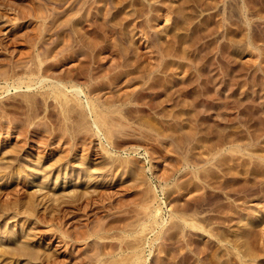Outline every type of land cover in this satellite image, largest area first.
<instances>
[{"label":"rangeland","instance_id":"1","mask_svg":"<svg viewBox=\"0 0 264 264\" xmlns=\"http://www.w3.org/2000/svg\"><path fill=\"white\" fill-rule=\"evenodd\" d=\"M4 73L1 264H264V0H0Z\"/></svg>","mask_w":264,"mask_h":264},{"label":"bare ground","instance_id":"2","mask_svg":"<svg viewBox=\"0 0 264 264\" xmlns=\"http://www.w3.org/2000/svg\"><path fill=\"white\" fill-rule=\"evenodd\" d=\"M85 18H86V17H85ZM12 19H13V18H12ZM14 19H15V18H14ZM87 22H88V21H87ZM87 22H86V23H87ZM89 22H90V21H89ZM89 22H88V23H89ZM85 26H86V25H85ZM85 26H83V27H85ZM87 26H88V25H87ZM87 26H86V27H87ZM89 26H90V25H89ZM86 27H85V28H86ZM46 28H47V27H46ZM87 28H88V27H87ZM90 28H91V27H90ZM49 29H50V28H49ZM84 30H85V29H84ZM42 31H43V30H42ZM90 31H91V30H90ZM83 34H84V32H83ZM42 35H43V34H42ZM39 40H40V39H39ZM88 44H89V43H88ZM91 45H92V42H91ZM93 45H94V44H93ZM61 50H62V49H61ZM88 50H89V49H88ZM92 50H93V49H92ZM92 50H91V51H92ZM59 51H60V50H59ZM37 52H38V51L36 50V53H37ZM54 52H56V51H54ZM63 52H64V51H62V54H63ZM40 53H42V52H40ZM37 54H38V53H37ZM46 54H47V53H46ZM90 54H91V53H90ZM33 55H34V54H33ZM43 55H44V54H42V56H41V55H40V56L43 57ZM56 55H57V54H56ZM88 55H89V54H87V58H89ZM31 56H32V55H31ZM48 56H49V55H48ZM48 56H47V57H48ZM53 56H55V55H53ZM59 56H60V54H59ZM62 56H63V55H62ZM95 56H96V55H95ZM41 57H40V58H41ZM63 57H64V56H63ZM31 59H32V58H31ZM37 59H38V58H37ZM37 59H36V60H37ZM43 59H44V58H43ZM45 59H46V58H45ZM60 59H61V57H60ZM92 59H93V58H92ZM46 60H47V59H46ZM55 60H56V59H55ZM83 60H85V59H83ZM86 61H87V59H86ZM90 61H91V59H90ZM31 62H32V61H31ZM47 62H48V61H47ZM50 62H51V61H50ZM53 62H54V61H53ZM83 62H84V61H83ZM87 62H89V61H87ZM14 63H15V62H14ZM32 63H33V62H32ZM42 63H43V62H42V59H41V60H38V64H42ZM76 63H77V62H76ZM91 63H92V62H91ZM27 64H28V63H27ZM33 64H35V63H33ZM44 64H45V63H44ZM51 64H52V63H51ZM84 64H85V63H84ZM87 64H89V63H87ZM92 64H93V63H92ZM94 64H95V63H94ZM16 65H17V64H16ZM35 65H36V64H35ZM35 65H34L33 67H35ZM47 65H48V64H47ZM72 65H73V64H72ZM74 65H75V63H74ZM74 65H73V67H74ZM77 65H78V64H77ZM10 66H11V65H10ZM12 66H13V65H12ZM44 66H46V64H45ZM84 66H85L86 68H82V66H81V68L84 69L82 72H84V71L87 72V70H85V69H87L88 66H87V65H84ZM84 66H83V67H84ZM16 67H17V66H16ZM25 67H26V65L24 66V68H25ZM50 67H51V65H50ZM76 67H77V66H76ZM78 67H79V66H78ZM92 67H93V66H92ZM11 68H12V67H11ZM21 68H22V67H21ZM26 68H27V67H26ZM31 68H32V67H31ZM37 68H38V67H37ZM37 68H36V69H37ZM70 68H71V67H70ZM70 68H69V69H70ZM79 68H80V67H79ZM16 69H17V68H16ZM22 69H23V68H22ZM27 69H28V68H27ZM44 69H45V67H44ZM71 69H72V68H71ZM93 69H94V67H93ZM6 70H7V69H6ZM10 70H11V69H10ZM29 70H30V67H29ZM41 70H42V69H41ZM45 70H46V69H45ZM45 70H44V71H45ZM47 70H48V69H47ZM60 70H61V69H60ZM76 70H77V69H76ZM49 71H50V70H49ZM70 71H71V70H70ZM70 71H68V72L70 73ZM74 71H75V70H74ZM77 71H78V70H77ZM4 72H5V71H4ZM7 72H8V71H7ZM15 72H16V73H15ZM15 72H14L13 75H11L12 77L19 76V73H18L17 71H15ZM23 72H24V71H23ZM30 72H31V71H30ZM45 72H47V71H45ZM78 72H79V71H78ZM86 72H85V73H86ZM5 73H6V72H5ZM5 73H4V74H5ZM26 73H27V71H26ZM26 73H25V74H26ZM31 73H33V72H31ZM35 73H36V72H35ZM43 73H44V72H43ZM55 73H56V72H55ZM59 73H60V72H59ZM79 73H80V72H79ZM92 73H93V72H92ZM23 74H24V73H23ZM64 74H65V72H64ZM66 74H67V73H66ZM70 74H72V72H71ZM76 74H77V73H76ZM95 74H96V73H95ZM5 75H6V76H5ZM5 75H4V76H3V75H0V76H1L0 79H3L5 82H7V81L11 78V76L9 77L7 74H5ZM52 75H53V74H52ZM58 75H59V74H58ZM68 75H69V74H68ZM90 75H91V74H90V72L88 71L87 77H86L85 75H84V76H85L86 78H89ZM2 76H3V77H2ZM66 76H67V75H66ZM71 76H72V75H71ZM71 76H70V78H71ZM75 76H76V75H75ZM77 76H78V75H77ZM84 76H83V77H84ZM91 76H93V75H91ZM94 76H95V75H94ZM56 77H57V76H56ZM59 77H60V76H58L57 81H56V80L54 81V82H56V83H54V87H55V88H59L60 86H63V85H64V84L61 83V79H62V78H59ZM68 77H69V76H68ZM40 78H41V77H40ZM78 78H79V77H78ZM42 79L45 80L44 77H43ZM53 79H54V78H53ZM84 79H85V78H84ZM84 79H83V80H84ZM94 79H95V78H94ZM44 80H43V81H44ZM69 80H70V79H69ZM77 80H78V79H77ZM85 80H86V79H85ZM87 80H88V79H87ZM23 81H24V80H23ZM38 82H39V81H38ZM70 82H71V81H70ZM82 82L84 83V81H82ZM85 82H86V81H85ZM23 83H24V82H22L21 79L19 78L16 87H17V88H21V87H23ZM91 83H92V82H91ZM30 84H31V83H30ZM30 84H28V83H26V85L24 84L25 88H31ZM50 84H51V83H50ZM92 85H93V84H92ZM92 85H91V86H92ZM95 85H96V84H95ZM45 86H46V85H45ZM86 86H87V85H86ZM86 86H85V87H86ZM64 87H65V86H63L62 88H64ZM71 87H72V88H70V89H72V91L75 92V95L78 94V93L80 94V92H82L81 89L78 88V85H77V87H76V86H71ZM85 87H84V88H85ZM70 89H69V90H70ZM66 90H68V89H66ZM88 90H89V88H88ZM95 90H96V89H95ZM95 90H94V91H95ZM90 91H91V89H90ZM90 91H89V92H90ZM152 91H153V90H152ZM57 92H58V91H57ZM69 92H71V91H69ZM91 92H92V91H91ZM91 92H90V93H91ZM52 93H53V92H52ZM125 93H126V92H125ZM137 93H139V92H137ZM81 94H82V93H81ZM135 94H136V93H135ZM152 94H155V93H152ZM53 95L55 96L56 94L54 93ZM121 95H122V94H121ZM128 95H129V94H128ZM128 95H127V96H128ZM177 96H179V95H177ZM177 96H176V97H177ZM56 97H57V96H56ZM135 97H136V95H135ZM137 97H138V96H137ZM45 98H46V97H45ZM118 98H119V97H118ZM139 98H140V97H139ZM178 98H179V97H178ZM43 99H44V98H43ZM71 99H72V98H71ZM99 99H100V98H99ZM124 99L126 100L127 98L124 97ZM147 99H148V98H147ZM65 100H66V99H65ZM117 100H118V99H117ZM117 100H116V101H117ZM119 100H120V99H119ZM121 100H122V98H121ZM139 100H140V99H139ZM145 100H146V99H145ZM43 101H44V100H43ZM100 101H103V100H100ZM114 101H115V100H114ZM141 101H142V100H141ZM147 101H148V100H147ZM74 102H75V101H74ZM105 102H106V100H105ZM119 102H120V101H119ZM124 102H125V101H124ZM143 102H145V101H143ZM101 103H102V102H101ZM107 103H108V102H107ZM109 103H110V102H109ZM116 103H117V102H116ZM120 103H121V102H120ZM147 103H148V102H147ZM83 104H84V103H83ZM103 104H104V103H103ZM137 104H138V103H137ZM79 105H80V104H79ZM99 105L101 106V104H99ZM145 105H146V103H145ZM80 106H81V105H80ZM84 106H85V105H84ZM87 106H88V102H87ZM105 106H106V105H105ZM147 106H148V105H147ZM193 106H194V105H193ZM110 107H111V106H110ZM115 108H117V107H115ZM143 108H144V107H143ZM149 108H150V107H149ZM89 109H90V108H89ZM102 109H103V108H102ZM120 109H121V108H120ZM87 110H88V109H87ZM111 110H112V109H111ZM111 110H110V111H111ZM121 110H122V109H121ZM99 111H100V110H99ZM103 113H104V112H103ZM96 114H97V113H96ZM98 114H99V113H98ZM100 114H101V112H100ZM94 115H95V114H94ZM94 115H93V116H94ZM107 115H108V114H107ZM3 117H4V116H3ZM101 117H102V116H101ZM102 118H103V117H102ZM4 119H5V118H4ZM94 119H95V118H94ZM98 119H99V118H98ZM100 120H101V119H100ZM100 120H99V121H100ZM102 121H103V120H102ZM104 121H105V120H104ZM106 121H107V120H106ZM107 122H108V121H107ZM107 122H106V123H107ZM205 122H206V121H205ZM97 123H98V122L95 120V121H94V124L97 125ZM104 124H105V123H104ZM107 124H108V123H107ZM203 124H204V123H203ZM16 127H17V126H16ZM96 127H97V126H96ZM98 129H99V128H98ZM101 129H102V128H101ZM100 132H101V131H100ZM105 133H107V132H105ZM107 135H108V134H107ZM107 135H106V137H107ZM221 136H222V135H221ZM104 137H105V135H104ZM219 137H220V136H219ZM107 138H108V137H107ZM195 138H196V137H195ZM220 138H221V137H220ZM199 139H201V138L199 137ZM199 139L196 138L195 140L197 141V140H199ZM221 139H222V138H221ZM217 140H218V139H217ZM222 140H223V139H222ZM199 142H200V140H199ZM221 142H222V141H220L219 143H221ZM224 143H225V141H224ZM198 144H199V143H198ZM211 144H212V143H211ZM217 144H218V143H217ZM192 145H193V143H192ZM219 145H220V144H219ZM221 145H222V144H221ZM224 145H225V144H224ZM193 146H195V145H193ZM201 146H202V145H201ZM201 146H200V147H201ZM195 147H196V146H195ZM195 147H194V148H195ZM210 147H211V148H209V149H212L213 146H210ZM204 148H205V147H204ZM214 148H215V147H214ZM214 148H213V149H214ZM217 148H218V149H217ZM217 148H216V149L219 150V146H218ZM220 148H221V147H220ZM192 149H193V147H192ZM209 149H208V152H209ZM205 150H206L205 152H207V149H205ZM214 150H215V149H214ZM188 151L190 152V150H188ZM210 151H212V150H210ZM184 152H185V151H184ZM189 152H188V153H189ZM205 152H203V153H205ZM216 152H217V151H216ZM216 152H215V153H216ZM210 153H211V152H210ZM221 154H222V153H221ZM221 154L219 155V157L221 156ZM188 155H189V154H188ZM190 155H191V152H190ZM192 155H194V154L192 153ZM204 155H205V154H204ZM206 155H207V154H206ZM206 155H205V156H206ZM192 157H193V156H192ZM194 157H195V156H194ZM211 157H214V156H211ZM217 157H218V156H217ZM222 157H223V156H222ZM208 158H209V157H208ZM187 159H188V158H187ZM196 159H197V158H196ZM223 159H224V158H223ZM213 160H215V159H213ZM217 160H218V159H217ZM182 161H183V160H182ZM195 161H196V160H195ZM195 161H194V162H195ZM200 161H202V160H200ZM215 161H216V160H215ZM220 161H221V159H220ZM185 162H186V161H185ZM185 162H184V163H185ZM191 162H193V159H192ZM213 162H214V161H213ZM216 162H217V161H216ZM186 163H187V162H186ZM186 163H185V164H186ZM188 163H190V162H188ZM199 163H200V162H199ZM199 163H198V164H199ZM201 163H202V162H201ZM222 163H223V161H222ZM222 163H221V165H224V164H222ZM195 164H196V163H195ZM186 165H187V164H186ZM217 165H218V164H217ZM183 166H184V165H183ZM185 167H186V166H185ZM189 167H191V166H189ZM200 167H201V166H200ZM218 168H219V167H218ZM196 169H197V168H196ZM192 170H193V169H192ZM196 171H198V170H196ZM188 172H190V171H188ZM193 172H194V171H193ZM196 173H197V172H196ZM193 174H194V173H193ZM197 174H198V173H197ZM197 176H198V175H197ZM201 178H202V177H201ZM201 178H200V179H201ZM196 179H197V178H196ZM196 182H197V181H196ZM182 183H183V182H182ZM193 183H195V182H193ZM196 184H197V183H196ZM241 187H242V186H240L239 188L241 189ZM236 188H237V187H236ZM245 188L248 190L247 187H245ZM245 188H244V189H245ZM240 189H239V190H240ZM235 190H236V189H234V191H235ZM245 192H247V191L245 190ZM242 193H243V192H242ZM197 195H198V194H197ZM199 195H200V194H199ZM199 195H198V196H199ZM236 195H237V194H236ZM191 196H192V195H191ZM193 196H194V195H193ZM200 196H201V195H200ZM237 196H238V195H237ZM189 197H190V195H189ZM199 198H201V197H199ZM187 199H188V198H187ZM189 199H190V198H189ZM183 200H184V199H183ZM192 200H193V199H192ZM194 200H196V199H194ZM204 200H205V199H204ZM204 200H202V198H201V201H204ZM187 201H188V200H187ZM196 201H197V200H196ZM179 202H180V201H179ZM184 202H185V201H184ZM199 202H200V201H199ZM185 203H186V202H185ZM185 203H184V204H185ZM187 203H188V202H187ZM191 203H193V202H191ZM200 203H202V202H200ZM188 204H189V203H188ZM193 204H195V203H193ZM196 204H197V202H196ZM206 204H207V203H206ZM208 204H209V203H208ZM175 205H176V204H175ZM181 205H183V204L181 203L180 206H179V205H178V206L181 207ZM198 205H199V204H198ZM214 205H215V204H214ZM211 206H212V205H211ZM176 207H177V206H176ZM185 207H186V206H185ZM194 207H195V206H194ZM209 207H210V206H209ZM172 208H173V207H172ZM178 209H179V208H177V210H178ZM180 209H182V207H181ZM193 209H194V208H193ZM200 209H201V207H200ZM209 209H210V208H209ZM174 210H175V209H174ZM183 210H184V209H183ZM188 210H189V209H188ZM207 210H208V209H207ZM210 210H211V209H210ZM191 211H192V210H191ZM193 211H194V210H193ZM199 211H200V210H199ZM202 211H203V210H201V212H202ZM205 211H206V210H205ZM205 211H203L204 214H205ZM172 212H174V211H172ZM195 212H196V211H195ZM203 212H202V213H203ZM197 213H198V212H197ZM199 213H200V212H199ZM199 213H198V215H199ZM171 214H172V213H171ZM180 214H181V215H178V213H177L176 215H178V218L182 219V220L186 223L187 219H186V220L184 219V217H185L186 215L184 216V215H182V213H180ZM186 214H187V213H186ZM193 214H194V213H193ZM189 215H190V214H189ZM191 215H192V214H191ZM181 216H184V217H181ZM187 216H188V215H187ZM201 216H202V214H201ZM172 217H173V215H172ZM188 217H189V216H188ZM195 217H196V216H195ZM197 217H198V216H197ZM197 217H196V218H197ZM204 217H205V216H204ZM204 217H203V218H204ZM175 218H176V217H175ZM191 218H192V216H191ZM196 218H195V219H196ZM176 219H177V218H176ZM188 219H189V218H188ZM195 219H194V220H195ZM201 219H202V218H201ZM201 219H199V220L201 221ZM192 221H193V220H192ZM196 221H197V220H196ZM201 222L203 223V221H201ZM201 222H200V223H201ZM175 223H178V222L176 221ZM185 223H184V224H185ZM188 223H189V222H188ZM247 223H248V222H247ZM192 224H193V223H192ZM192 224L190 223V226L194 228L196 225H195V224L192 225ZM177 225H178V224H177ZM194 225H195V226H194ZM187 226H188V224H187ZM181 227H182V226H181ZM196 227H199V226H196ZM201 227H202V226H201ZM203 227H204V226H203ZM176 228H177V227H176ZM185 228H186V227H185ZM199 228H200V227H199ZM190 229H191V228H190ZM194 229H195V228H194ZM178 230H180V228H179ZM183 230H184V228H183ZM183 230H182V231H183ZM187 230H188V229H187ZM180 231H181V230H180ZM190 231H191V230H190ZM63 232H64V231H63ZM188 232H189V231H188ZM61 233H62V232H61ZM179 233H180V232H179ZM181 233H182V232H181ZM245 233H246V232H245ZM66 234H67V233H66ZM184 234H185V230H184ZM187 234H188V233H187ZM68 235H69V234H68ZM188 235H189V234H188ZM26 236H27V235H26ZM69 236H70V235H69ZM24 239H25V238H24ZM10 240H12V239H10ZM10 240H9V241H10ZM64 242H66V241H64ZM67 242H69V241H67ZM26 243H27V242H26ZM26 243H25V244H26ZM29 244H30V243H29ZM30 245H31V244H30ZM188 245H189V244H188ZM23 246H25V245H23ZM23 246H22L21 248H18V249L15 248L16 250H10V251H9V250H6V249H5V250L2 249V251L0 252V255H2V256H4L5 258H7V260H8V258H9V259H10V258H13V259L15 260V259H18L19 257L23 256V257H25V259H27V261H28V260L31 261V260H34V259H35V261H36L37 259L40 261V256H38L37 254H35L36 250H35V252H33L34 250L31 252L32 249H30V248L27 249V247H29V246L26 245V246H25L26 248L23 247ZM189 246H192V245H189ZM189 246H188V247H189ZM193 246H194V245H193ZM18 247H20V245H19ZM39 248H41V247L39 246ZM29 249H30V250H29ZM191 250H192V249H191ZM41 251H42V250H41ZM193 251H195L194 248H193ZM200 251H202V250H200ZM200 251H199V253H200ZM195 252H196V251H195ZM133 253H134V252H133ZM191 253H192V251H191ZM197 255L199 256V254H197ZM4 257H3V261H4ZM42 257H44V256H42ZM42 257H41V258H42ZM126 257H127V255H126ZM130 258H131V257H130ZM130 258L128 257V259H130ZM139 258H140V257H139ZM243 258H244V257H243ZM134 259H138V257H137V258H134ZM198 259H199V258H198ZM5 260H6V259H5ZM43 260H44V259H43ZM201 260H202V259H201ZM241 260H242V259H241ZM0 261H1V260H0ZM15 261H16V260H15ZM15 261H14V262H15ZM24 261H25V260H24ZM41 261H42V260H41ZM46 261H48V260H46ZM130 261H131V260H130ZM7 262H9V261H7ZM134 262H135V260H134ZM136 262H138V261H136ZM242 262H244V261L242 260ZM30 263H31V262H30ZM50 263H51V262H50ZM52 263H53V262H52ZM131 263H132V262H131ZM199 263H200V262H199ZM201 263L203 264V262H201ZM0 264H1V263H0ZM4 264H6V263H4ZM43 264H44V262H43ZM48 264H49V263H48ZM135 264H136V263H135Z\"/></svg>","mask_w":264,"mask_h":264}]
</instances>
